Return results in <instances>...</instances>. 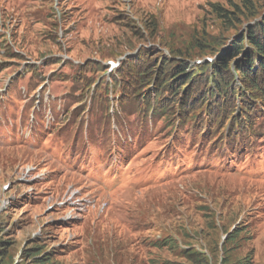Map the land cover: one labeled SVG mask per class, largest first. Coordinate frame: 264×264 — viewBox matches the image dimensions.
<instances>
[{"label":"rangeland","instance_id":"obj_1","mask_svg":"<svg viewBox=\"0 0 264 264\" xmlns=\"http://www.w3.org/2000/svg\"><path fill=\"white\" fill-rule=\"evenodd\" d=\"M230 3L0 0V264H264V104L201 103L207 73L151 118L156 78L133 76L143 60L216 61L203 39L255 23L226 28L212 5ZM118 70L101 118L96 89Z\"/></svg>","mask_w":264,"mask_h":264},{"label":"trees","instance_id":"obj_2","mask_svg":"<svg viewBox=\"0 0 264 264\" xmlns=\"http://www.w3.org/2000/svg\"><path fill=\"white\" fill-rule=\"evenodd\" d=\"M239 3L232 6L233 12L220 7L218 4L212 5V9L218 18L222 21L224 26L228 29H235L236 18L246 19L248 22H255L254 25H250L246 29L245 33H240L233 38V41L227 46L226 42H220L218 40L203 39L200 42V47H206L208 51L212 52V57H217L216 61L209 63L204 62V65L190 67L187 61L175 60L155 64L141 62L142 64H136L134 66L133 76L136 77V82H140L144 85H150L155 76V87H153L154 99H148L147 91L144 92L141 98L144 109L140 113L148 112V115L159 118L165 114H169L171 111L168 103L169 96L176 102L179 91L185 84L184 90H186L188 98L194 96L195 87L199 84L200 79L209 74L207 80L210 79L209 88L206 95L203 96L201 103L212 102L214 99L221 98L223 100L230 99V97L236 96L240 99L250 102V97L257 103L264 104V13H259L258 4L264 0H237ZM239 31L237 30V33ZM226 41V40H225ZM229 47L228 51H225L221 56V49ZM224 48V49H225ZM223 49V50H224ZM232 67L236 73L232 76ZM125 72L118 70L115 75H112L111 83H102L100 86H95L96 92H98L96 101V109H100L102 113L101 118H110L109 108L111 102L109 95L122 87L125 80ZM103 87V88H102ZM94 89V90H95ZM103 90L101 93L99 90ZM150 93V88H148ZM142 94V93H141ZM248 95V97H247ZM99 96V97H98ZM124 93H120L122 98ZM139 96V95H138ZM166 96H168L166 98ZM120 98V100H121ZM118 118L119 115L115 114ZM234 118V116H233ZM249 107H243L242 109V127H240V121L237 122L239 129H244L250 125L249 119ZM109 131L113 130L114 123H104ZM116 126L122 125L119 121L115 123ZM122 132H125L122 130ZM169 247H173L172 242L167 243ZM30 260L32 264H47L41 259L40 252L31 255ZM200 263H202L200 261Z\"/></svg>","mask_w":264,"mask_h":264}]
</instances>
